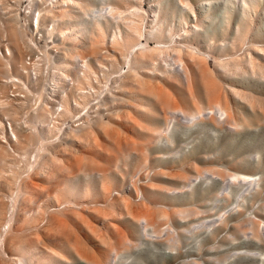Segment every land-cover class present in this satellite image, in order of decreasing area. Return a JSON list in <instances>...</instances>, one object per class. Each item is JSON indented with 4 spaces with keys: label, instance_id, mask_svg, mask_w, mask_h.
Instances as JSON below:
<instances>
[{
    "label": "rangeland",
    "instance_id": "obj_1",
    "mask_svg": "<svg viewBox=\"0 0 264 264\" xmlns=\"http://www.w3.org/2000/svg\"><path fill=\"white\" fill-rule=\"evenodd\" d=\"M12 1L14 0H0V44L9 41L7 31L4 30V18L14 14L19 19H16V27L23 38L25 37L26 43L29 41L28 51L24 52L23 57L27 54L33 57L35 54L33 70L29 71H38L41 77V84L37 83L35 88L30 85L35 91L26 85L25 78L21 80L24 87L22 91L28 93L27 109L34 107L33 93L39 90L40 85L47 86L49 82L52 84L50 79L58 75L57 71L53 70H57V64L64 61L68 49L77 48L74 50L76 51L80 48V52L85 50L83 55L89 56L88 61L95 74L89 79L93 81L90 80L98 96L90 95L91 101L96 103L102 97L107 102L112 98L110 102L113 101V106L110 102L106 103L112 106L110 110L124 109L126 111L123 114H127L122 117L123 120L120 119L121 123L118 121L119 124H106L109 127L113 125V128L115 126L114 130L119 131H115L119 137H115L113 142L111 138L104 137L106 134L101 132L103 129H98L101 131L90 134L93 135L91 139L90 136L87 137V145L84 142L82 145L78 144L70 138L55 136L57 138L52 139L50 146L44 147L51 151H44L40 150L42 146L38 143L36 130L35 133L31 132L35 134L38 142L33 139L28 150L13 156V171L10 169L6 172L11 174L10 177L13 175V185L10 178L11 188L8 185L4 187L5 181L0 177V196L3 197L0 201L3 199V217L6 216L5 219H0H3L0 222V234H12L17 222L14 217L21 213L19 211L24 207V199L27 198V204H31V207L27 205L28 208L25 206L24 210H29H22L21 214L26 220L23 221L26 223H18V232L21 231L22 236L23 233H29V238L23 236L28 239L22 237V244H27L31 239L30 233H40L51 216L64 218L69 224L65 236L57 243L39 236L40 247L48 254L45 264H113L115 260H122L127 264H264V0H15L16 4ZM31 8L35 15L42 10L45 13L55 10L54 14L58 15V10L66 9L63 14L60 11L61 16L58 17L65 15V19H61L63 23L61 20L58 22L57 18V22L47 21L46 24L50 25V35L44 36L41 31L36 33L33 29L30 30L32 27L26 24V15H29L26 13L31 12ZM88 8L97 10L98 15H91ZM68 13H71L70 16ZM34 17L36 20V16ZM75 23L78 30L73 31L74 36L71 35L70 38L68 35H59L61 28ZM36 34L43 36L35 39ZM72 38L74 41H70ZM80 43L85 45V48ZM117 44L120 47L122 45L129 56L127 62L121 59L117 52H114L115 60H111L107 55L109 52L113 54L108 48L117 47ZM91 45L98 46L94 48L96 52L93 54L90 53L93 48ZM149 48L161 52L159 62L158 59L156 62L166 73L164 70L161 77L151 73L152 77H147L146 80L142 75L138 78L150 83H147L148 86L154 83L151 89L155 94L152 95L153 92L149 88L148 91L151 92L147 94V89L145 91L139 87L144 92L139 90L138 93L135 92L138 88L134 89L133 93L131 92V95L134 94L132 99L117 93V85L121 82L119 80L128 73V69L132 70L128 59ZM183 52L198 56L201 61L205 60V63H201L202 69L195 68L192 73L181 65L177 55ZM2 53L0 49V65L6 63L1 60ZM86 57L84 56V59ZM53 65L57 69L53 68ZM148 66L145 65L147 71ZM7 70L9 74H0V82H7L9 85L11 78L8 75L12 70L10 71V67ZM62 70L60 72L63 73L70 69ZM133 70L137 72L136 69ZM69 72L72 74L73 71ZM68 77L70 87L73 74ZM114 78L118 80L116 83L113 82ZM23 81L26 84L23 85ZM60 83L62 82L59 81V87H55L62 91L63 84ZM8 85L6 89L4 86L0 89V121H3V124L7 117L2 112V102L11 89H19L12 83L9 88ZM112 88H115V92ZM67 92L71 103L72 94L69 90ZM61 93H65L64 90ZM115 94L121 96L123 103L125 98L134 102L137 110L130 106H117L115 101H118L113 98ZM90 97L87 96V99ZM97 97L99 100L95 99ZM32 103L33 105H30ZM216 103L218 106L215 114L226 120L222 126L204 123L205 121L199 118V114L205 118L208 106ZM138 106H152L157 113L154 116L145 115ZM174 111L192 118L193 125L189 126L193 130L192 133L181 142L175 135L176 138H169L171 145L155 146L157 139L163 140L165 137L160 135L156 138L157 131L164 127L159 113ZM106 112L105 109L99 111V115L96 112L98 117L93 113L95 117L91 115L92 121L101 118L108 123ZM69 121L71 119L66 120ZM170 125L176 130L175 123ZM117 139L123 146L118 147L120 144ZM88 140H92V143ZM122 140L131 145L126 146ZM181 143L183 147L178 146ZM124 145L129 147L128 151ZM54 146L58 154L53 153V162H56L54 165L57 166L49 165V169L58 168L60 162L62 167L59 166V171L62 168L63 172L71 171L69 174H62L58 173L56 168L52 169L49 175L43 171H38V174L34 167L40 159L47 157L49 152H54ZM60 146L63 149L66 147L72 154L64 151L67 153L61 156ZM121 147L126 152H123ZM135 149L140 153L134 151ZM175 173L179 175L175 176ZM59 174L62 176L59 177ZM170 174L174 177L171 178ZM45 175H48V180H44ZM28 179L36 181V186L33 184L29 195L23 188V182ZM229 198L232 202H228ZM146 208L154 214L151 219L134 216L139 210L144 211ZM35 209L42 210L39 212ZM132 209L137 213L132 215ZM70 210L76 211V215L69 216ZM16 249L17 251L11 249V259L4 258L0 252V264H18L19 261L27 264L24 254ZM11 250H7V253L10 254ZM35 264L40 263L35 260Z\"/></svg>",
    "mask_w": 264,
    "mask_h": 264
},
{
    "label": "bare ground",
    "instance_id": "obj_2",
    "mask_svg": "<svg viewBox=\"0 0 264 264\" xmlns=\"http://www.w3.org/2000/svg\"><path fill=\"white\" fill-rule=\"evenodd\" d=\"M33 1V0H32ZM54 1V0H53ZM62 1V0H61ZM70 1V0H69ZM5 2V1H4ZM7 2V1H6ZM9 2H10V0H9ZM13 3H15L16 4V1L14 0V1H12ZM42 2H44V1H42ZM61 3V2H60ZM65 3V2H64ZM71 3V2H70ZM69 3V4H70ZM5 4V3H4ZM3 4V5H4ZM10 4V3H9ZM8 4V5H9ZM31 4V3H30ZM45 4V3H44ZM58 4H59V2H58ZM62 4V3H61ZM68 4V5H69ZM73 4V3H72ZM18 5V4H17ZM32 5V4H31ZM35 5V4H34ZM11 6V5H10ZM42 6V5H41ZM59 6V5H58ZM57 6V7H58ZM32 8H33V6H31ZM88 7V6H87ZM11 8H12V6H11ZM14 8V7H13ZM12 8V9H13ZM32 8H31V10H32ZM36 7H34V9H35ZM59 8H61V7H59ZM5 9H6V7H5ZM69 9V8H68ZM89 9V13H91V15L92 14H97L98 15V11L97 10H94V9H90V8H88ZM7 10V9H6ZM9 10V9H8ZM14 10V9H13ZM37 10H39L38 8H37ZM37 10H36V12H37ZM57 10V9H56ZM15 11H16V9H15ZM54 12H55V10H53ZM52 11V13H49V12H46L45 13V11L43 12V10L41 11V12H39L38 11V14L37 15H35V12L32 10L31 12H29V13H26V14H29L28 16L26 15V24L28 25V26H31V27H27V28H31L30 30H32V29H35L36 31H41V33H43V35L45 36V35H50V30L48 29L49 27H48V25L46 24V23H48L49 22V20H50V22L49 23H51V22H54V21H56V18L58 19L57 21L59 22V20H61L62 18H64L65 19V15H62V17H60V18H58L59 17V15H60V13L62 12V14L64 13V11H66V9L64 10V11H61V10H58L59 11V14L58 15H56V14H54V12ZM57 11V12H58ZM61 11V12H60ZM32 12H34L33 14H32ZM43 12V13H42ZM16 13H17V11H16ZM56 13V12H55ZM25 14V13H24ZM69 14V16H70V14L71 13H68ZM34 16H36V20H35V17ZM61 16V15H60ZM16 16L13 14L12 16H8L7 18H4L5 19V21H4V25H5V27H6V29L4 28V30H6L5 32H6V34H7V37H8V40L9 41H7V42H5V43H3V44H0V49L2 50V56H3V59H1V60H3L4 62H6L5 64H3V65H0V74L2 73V74H4L5 72L7 73V72H9V70H7V69H9V67H10V71L12 70V72H11V74L10 75H8V77L9 78H11L10 80H11V82L10 83H12V85L13 86H17V87H19V89H17V90H14V89H11L10 90V94L9 95H4V96H6V99L2 102L3 103V111L2 112H4V116H6L4 119H5V122H4V124H3V121L1 122L0 121V177H2L3 179H4V181H5V185H4V187L5 186H7L8 185V187L10 186V188H11V179H12V185L14 184V181H13V175L10 177V175L9 174H7L9 171L8 170H12L13 171V169L11 168L12 166H13V164H14V158L15 157H13V156H16L17 154L19 155V154H21L22 152L24 153V151H26V149L28 148V146L31 144V142H33V139L34 140H36V137H34L35 136V130H36V132L38 133V135L37 136H39V138L36 140L38 143H40V145L43 147H41V149L40 150H43L44 149V151H49L48 149H45L44 147H46V146H50V144H51V142H52V139L55 137V136H60V137H62L63 139H67V138H70L71 139V141H74V142H78V144L80 143L81 145H82V142H84L85 143V141L88 139L87 137L88 136H90V139H91V136H93V135H90V134H92V132L93 133H95V131L97 132V130L98 129H103V131H101V130H98L99 132L101 131V132H104L105 134H106V136H104V137H108V138H111L112 139V142H113V140L114 139H116L115 137H119V135H117L116 136V132L115 131H117V132H119L118 130H114V128H115V126H114V128L112 127L113 125H111V127H109V126H107L108 124H109V122H111L112 124L113 123H116V124H119V122L121 123L122 121H120V119H122V117L125 115L126 116V114H123V113H125V111L126 110H124V109H120L119 110V108H117V110L115 109V108H113V109H115L114 111H113V109L112 110H110L111 108H112V106H113V101L112 102H110L111 100H112V96H110V98H111V100L109 101V99L108 98H106V99H108L107 100V102H105L104 101V99L102 98V97H100L101 98V100L100 101H98V102H96V103H94L93 101H91V97H90V95H97L98 94V92L96 91V90H94V85H93V83H91V79H89L90 77L92 78V74H94V72L92 71V69H93V67L91 66V64H90V62L88 61L89 60V56L88 57H86V54H84L83 55V53H85L84 51L83 52H80L79 51V49L78 50H76V51H74L75 49H77V48H75L74 50L73 49H68L67 51V53L65 54V59H64V61H62L61 63H59V64H57L58 66V69H60V71L62 70V71H64L65 69H70L69 71H73L72 72V74H73V77H71V86L69 87V83L67 82L68 81V76L69 75H72L71 74V72H69V71H67V70H65V72H60L58 69H57V67L56 66H54L53 65V68H56L57 70H53V72L55 71H57V73L56 74H58V75H56V76H53V78L52 79H50V80H52V84H51V82H49V84H47V86H45V85H40L41 87L39 88V90H37L38 88H36V90H37V92L36 93H33V95L35 96V98H34V100H33V103H34V107L32 106H30L29 107V109H27V105H29L28 104V101L27 100H29L28 98H27V94L28 93H26V91H22V88H24L23 86H22V79H24L25 78V80H26V83L23 81V85H24V83L27 85V86H29L30 87V85L32 86H34V88L36 87L35 85H37V83H39V82H41L40 80H39V78L41 79V77H39L40 75V73L38 74L37 72L38 71H36L35 73H33V72H31V71H29V70H27L26 68H25V66H24V62H23V59L22 58H24L23 57V55H24V52L28 49V47H29V41H27L28 43H26V40H24V38H23V36L21 35V32L19 31V29L16 27V19H18L17 17L15 18ZM72 17V16H71ZM70 17V18H71ZM73 17H76V16H73ZM67 19V18H66ZM72 19V18H71ZM75 19V18H74ZM79 19V18H78ZM19 20V19H18ZM76 20V19H75ZM48 21V22H47ZM56 21V22H57ZM62 21V20H61ZM77 21V20H76ZM18 22V21H17ZM72 22V21H71ZM75 22V21H74ZM62 23H63V21H62ZM66 23V22H65ZM94 23V22H93ZM3 24V23H2ZM18 24H19V22H18ZM54 24V23H53ZM58 24V23H57ZM68 24V23H67ZM95 24H97V23H95ZM3 25V26H4ZM33 25H34V27H33ZM66 25V24H65ZM69 25H71V24H69ZM77 24L75 23V24H72L71 26H67V27H64V28H61V29H59V30H61V32L59 33V35L60 36H63V35H68V37H70L71 35H73L74 33H73V31H77L78 29H77V26H76ZM23 26V25H22ZM50 26V25H49ZM53 26V25H52ZM60 26H61V23H60ZM94 26H96V25H94ZM95 28V27H94ZM3 31V30H2ZM135 32V31H134ZM37 33V32H36ZM52 33V32H51ZM82 33V32H81ZM126 33H128V32H126ZM70 34V35H69ZM42 35V36H43ZM55 35H56V33H55ZM54 35V36H55ZM77 35V34H76ZM126 35V34H125ZM39 36H41V35H39ZM57 36V35H56ZM59 36V37H60ZM74 36V35H73ZM79 36V35H78ZM37 36H35V38H36ZM58 37V36H57ZM2 38H4V37H2ZM56 38V37H55ZM62 38V37H61ZM67 38V37H66ZM71 38V37H70ZM77 38V37H76ZM75 38V39H76ZM124 38V37H123ZM33 39H34V37H33ZM56 39H58V38H56ZM69 39V38H68ZM74 38H72L70 41H72ZM127 39V38H126ZM125 39V40H126ZM141 39V38H140ZM62 40H64V39H62ZM116 40V39H115ZM128 40V39H127ZM64 41H66V40H64ZM69 41V40H68ZM74 41V40H73ZM129 41H130V39H129ZM33 42V41H32ZM116 42V41H115ZM114 42V43H115ZM126 42V41H125ZM71 43V42H70ZM117 43V42H116ZM129 43V42H128ZM132 43V42H131ZM96 45H98L97 43H95ZM95 44H93V45H95ZM80 45H81V43H80ZM79 45V46H80ZM83 45V44H82ZM81 45V46H82ZM115 45V44H114ZM118 45V44H117ZM121 45V44H120ZM134 45H136L135 43H134ZM155 45V44H154ZM221 45V44H220ZM80 46V47H81ZM92 46V45H91ZM31 47V46H30ZM82 47H84L85 48V45H83ZM81 47V48H82ZM93 48H91L90 49V53L92 52V54L94 53V52H96L95 50H94V48H97L96 46L94 47V46H92ZM110 47H111V44H110ZM148 47V46H147ZM34 48V47H33ZM87 48H89L88 46H87ZM86 48V49H87ZM116 48L118 49L117 51H116ZM143 48V47H142ZM29 49H31V48H29ZM109 50H111L112 52H113V54L111 53L110 54V52H109V54H107L106 52V54L111 58V60H115V56H114V52H117V54L118 55H120L121 56V59H123V60H125V62H127L126 60H127V58H129V56L126 54V51H124L125 49H124V47H122V45H121V47L118 45L117 47H112V49H110V48H108ZM113 49H115V50H113ZM88 50V49H87ZM86 50V52H88ZM94 50V51H93ZM141 50V49H140ZM143 50V49H142ZM28 51V50H27ZM31 51V50H30ZM29 51V52H30ZM131 51H132V49H131ZM137 51H139V49L137 50ZM189 52V51H188ZM187 52V53H188ZM215 52V51H214ZM89 52H88V55H90L91 56V54H90ZM160 51H158V49H157V51L155 50V49H151V48H149V49H146V51L145 52H140L139 54H137L136 56H134V57H132V59H128V62H131V65H132V67H130L132 70H130V69H128L129 71H128V73H123V75L124 76H122V78H121V80H119V81H121V82H119V84L117 85L118 86V90H116V92L117 93H119V94H121V95H125V96H128L127 98H129V99H132V97L134 96V94L133 95H131V92L133 93V90L134 89H137L138 87L139 88H144V90L146 91V89H147V94L149 93V92H153L154 90H152L151 89V86L154 84H152L151 86H148L150 83H148V82H146V81H144V80H139V76L140 75H142V76H145V78L144 77H142L143 79H145L146 80V78L147 77H152L151 76V73L152 74H154L155 76H163V73H164V70H162V67H161V69H160V67H159V63H157V62H159V56H161L160 55ZM184 53V54H183ZM182 54H179V55H177V60L180 62V64L181 65H183V66H185L186 67V69H188L190 72H194V70H195V68L197 69L198 67H199V69H202V65H201V63L203 62V61H205V60H203V61H201L200 60V58L198 57V56H195V55H191V53H189V54H187L186 52H183ZM186 53V54H185ZM98 54H100V53H98ZM128 54H130V52L128 53ZM106 55V56H107ZM116 55V54H115ZM117 55V56H118ZM84 56L86 57V59H84ZM96 56V55H95ZM102 56V55H101ZM108 56H107V59H108ZM119 56V57H120ZM128 56V57H127ZM48 57V56H47ZM60 58H62V57H60ZM131 58V57H130ZM92 59V58H91ZM101 59V58H100ZM99 59V60H100ZM157 59H158V61H157ZM201 59H202V57H201ZM41 60V59H40ZM93 60H95L96 61V59H93ZM44 61V60H43ZM47 61V60H46ZM50 61V60H49ZM91 61V60H90ZM107 61V60H106ZM157 61V62H156ZM59 62V61H58ZM96 62H98V60L96 61ZM111 62V61H110ZM117 62V61H116ZM124 62V63H125ZM53 63V62H52ZM95 63V62H94ZM119 63V62H118ZM117 63V64H118ZM203 63H205V62H203ZM0 64H1V62H0ZM34 63H32V67H34V65H33ZM37 64V63H36ZM104 64V63H103ZM113 64H114V62H113ZM7 65H9V67L7 66ZM56 65V64H55ZM98 65V64H97ZM145 65H149L147 68H149V70L147 71V70H145L146 69V67H145ZM161 65V64H160ZM7 66V67H6ZM99 66H101L100 65V63H99ZM129 66H130V64H129ZM92 67V68H91ZM51 68H52V66H51ZM144 68V69H143ZM30 69H32V68H30ZM103 70H104V68H102ZM106 69V68H105ZM120 69H122V68H120ZM133 69H136L137 70V72L136 71H134ZM198 69V70H199ZM33 70V69H32ZM38 70V69H37ZM40 70V69H39ZM101 70V69H100ZM108 70V69H107ZM152 70V71H151ZM59 71V72H58ZM102 71V70H101ZM127 71V70H126ZM184 71V70H183ZM201 71V70H200ZM200 71H198V72H200ZM52 72V71H51ZM102 72H104V71H102ZM168 72V71H167ZM202 72V71H201ZM43 73V72H42ZM41 73V74H42ZM100 73V72H99ZM137 73L139 74L138 76H137ZM165 73H166V70H165ZM7 74H9V73H7ZM52 74V73H51ZM106 74V73H105ZM104 74V75H105ZM109 74H110V72H109ZM118 75H120L119 73H117ZM117 75V76H118ZM122 75V74H121ZM153 75V78L155 77ZM167 74H165V76H166ZM169 75V74H168ZM202 75V74H201ZM94 76H95V74H94ZM108 76V75H107ZM5 77H6V75H5ZM114 77V76H113ZM119 78H120V76H118ZM117 77V78H118ZM44 78V77H43ZM46 78V77H45ZM96 78V77H95ZM95 78H93V79H95ZM99 78H101V77H99ZM98 77H97V79H99ZM118 78V79H119ZM102 79V78H101ZM101 79H100V81H101ZM106 79V78H105ZM115 79V81H113L114 83H116L118 80H116V78H114ZM9 80V81H10ZM70 80V79H69ZM91 80V81H90ZM96 80V79H95ZM164 80V79H163ZM167 80V79H166ZM165 80V81H166ZM8 81V82H9ZM59 81H61L62 83H60V85L61 84H63L62 85V91H59V89H56V87L55 86H57V87H59ZM97 81H99V80H97ZM97 81L95 82V84L97 83ZM148 81H149V79H148ZM159 81V80H158ZM169 81V80H168ZM93 82V81H92ZM102 82V81H101ZM101 82H99L100 84H101ZM150 82V81H149ZM151 82H152V80H151ZM10 83H9V85H10ZM84 83V84H83ZM120 83H121V85H120ZM147 83H148V85H147ZM39 84H41V83H39ZM39 84H38V87H39ZM81 84H83V85H81ZM91 84V85H90ZM6 85V86H5ZM7 82H5V84H2V82H0V89L3 87L4 89H6L5 87H7ZM8 85V88L9 87H11V85L9 86ZM85 85V86H84ZM113 85V84H112ZM22 86V87H21ZM27 86H26V88H27ZM83 86V87H82ZM114 87H115V85H113ZM64 87V88H63ZM136 87V88H135ZM155 87V86H154ZM2 88V89H3ZM25 88V89H26ZM31 88V87H30ZM29 88V89H30ZM87 88V89H86ZM138 88V90H135V92L137 91H139V92H144V90H142V89H139ZM151 89V91H148L149 89ZM32 90H33V87L31 88ZM60 89H61V87H60ZM99 89V88H98ZM110 89V88H109ZM113 89V88H112ZM115 89V88H114ZM113 89V90H114ZM117 89V88H116ZM159 89H160V87H159ZM30 90L31 92H33V91H35V90ZM63 90H64V92L65 93H61V92H63ZM70 91L71 93L70 94H72V102L70 103V100H69V98H68V92L67 91ZM90 90V91H89ZM142 90V91H141ZM3 90H1V92H2ZM7 91H8V89H7ZM57 91V92H56ZM156 91V90H155ZM5 92V91H4ZM114 92H115V90H114ZM138 92V93H139ZM8 93V92H7ZM109 93V92H108ZM110 93H111V89H110ZM116 93V94H117ZM141 93V94H142ZM116 94H115V97H113V98H115V100H117L118 102H116L115 100V104H117V106H119L120 108H122V106H130V108H132L133 110L136 108V110H137V107L134 105V102L132 103L130 100H127L126 98V100L125 99H123L125 102L123 103V101H122V98H121V96H116ZM146 94V93H145ZM153 94H155L154 92L152 93V95ZM3 96V95H2ZM33 96V97H34ZM87 96H89L90 98H88L87 99ZM98 96V95H97ZM100 96V95H99ZM107 96H109L108 94H107ZM114 96V95H113ZM136 96V95H135ZM141 96V95H140ZM29 97V96H28ZM93 97V96H92ZM123 97V96H122ZM2 98H4V97H2ZM99 97H97V98H95V99H98ZM137 98H138V96H137ZM103 99V100H102ZM99 100V99H98ZM139 100V99H138ZM120 101V102H119ZM122 101V102H121ZM140 101V100H139ZM27 102V103H26ZM108 102H110L109 104L111 105L112 104V106L110 107V106H108V105H106V103L108 104ZM131 102V103H130ZM33 103L32 104H30V105H33ZM92 103H94V104H92ZM142 103V102H141ZM116 106V107H117ZM216 106H218L217 105V103L216 104H211L210 106H208V110H207V114H206V117L204 118V116L202 115V114H199V118L201 119V120H204V121H202V122H204V123H211L212 125H217V126H222V125H224L225 123H226V120L225 119H220V117L218 116V114H215V111H216ZM26 107V108H25ZM25 108V109H24ZM162 108V107H161ZM23 109V110H22ZM27 109V110H26ZM102 109H105L107 112L105 113L106 114V116L105 117H107V119H108V123H105L107 120H104V121H102V119L100 118V119H98L97 117V113L96 112H98V115H99V111H101ZM126 109V108H125ZM138 109H140V110H142V112L145 114V115H156V113H157V111L154 109V107H152V106H145V107H141V108H139V106H138ZM24 110H26V112L24 111ZM81 110H85L84 112H85V114H84V112H81ZM22 111H24V112H22ZM22 112V113H21ZM142 112H141V114H142ZM20 113H21V115H20ZM96 113V118L97 119H95V120H93L92 121V119H91V115L92 116H94V114ZM119 113L121 114V117L119 118ZM101 114V113H100ZM104 114V115H105ZM101 116V115H100ZM159 116H160V120L162 121V126H164L161 130H158L157 131V135H156V138H158L160 135L162 136H165V137H163L164 139L163 140H159V139H157L156 140V144L157 145H155V146H159V147H163V146H166V145H171L172 144V142L171 141H169V138L170 137H173V138H179L180 140V142L182 141V140H185V139H187V138H189V136H190V134L192 133V129L191 128H189V126H192L193 125V120H192V118H188V117H186V116H184L183 114H181L179 111H174V112H172V113H165V112H160L159 113ZM95 117V116H94ZM128 118H129V116H127ZM145 117V116H144ZM93 118V117H92ZM126 117H124V119H125ZM68 119H71V121H69V122H66V120H68ZM123 120V119H122ZM63 121V122H62ZM92 121V122H91ZM119 121V122H118ZM131 121V120H130ZM194 121H195V119H194ZM66 122V123H65ZM127 122V121H126ZM89 123H91V124H89ZM131 123V122H130ZM170 123H175V129L176 130H173L172 128H171V125H170ZM107 124V125H106ZM132 125V124H131ZM107 127H109V128H107ZM129 127V126H128ZM27 128H28V130H27ZM181 128V129H180ZM196 129H198V128H196ZM191 130V131H190ZM194 130H195V128H194ZM34 131V135L31 133V132H33ZM30 132V133H29ZM200 132H202V131H200ZM103 133V134H104ZM202 133H204V132H202ZM96 134V133H95ZM101 134V133H100ZM103 134H102V136H103ZM104 134V135H105ZM32 135V136H31ZM99 135V134H98ZM175 135H176V137H175ZM100 136V135H99ZM59 137V139H61ZM97 137V136H96ZM117 137V138H118ZM55 138H57V137H55ZM125 139V138H124ZM109 140V139H108ZM119 139H117V141H118ZM126 140H127V138H126ZM166 140V141H165ZM61 141V140H60ZM68 141V140H67ZM88 141H90V140H88ZM92 141V140H91ZM90 141V142H91ZM117 141H116V145L119 143L120 144V142L118 141V143H117ZM57 142V141H56ZM90 142H88V145H90ZM111 142V141H110ZM122 142H123V140H122ZM127 142H129V140H127ZM127 142L126 141H124L123 143L127 146H129V145H131V144H127ZM131 142H132V140H131ZM92 143V142H91ZM130 143V142H129ZM37 144V143H36ZM66 144V143H65ZM86 145H87V143H85ZM96 144H97V142H96ZM112 144V143H111ZM133 145H135L134 143H132ZM54 145V144H53ZM60 145V144H59ZM59 145H57V146H59ZM80 145V146H81ZM123 146V144H120L118 147H120V146ZM124 145V147L126 148V151H128L129 149H127V148H129V147H126ZM34 146V145H33ZM73 146V145H72ZM77 146V145H76ZM93 146L95 147V143H93ZM149 146V145H148ZM150 146H151V144H150ZM149 146V147H150ZM154 146V145H153ZM179 147H183V144L181 143V144H179L178 145ZM38 147V146H37ZM61 147V146H60ZM70 147V146H69ZM123 147V148H124ZM35 148H36V145H35ZM96 148V147H95ZM105 148V147H104ZM167 148V147H166ZM31 149V148H30ZM58 149V148H57ZM61 149H62V151L61 152H59V154L61 155V156H65V154L67 153V152H69L70 150H67L66 149V147L63 149L62 147H61ZM93 149V148H92ZM91 149V150H92ZM120 149H122V147L120 148ZM131 149V148H130ZM134 149V148H133ZM28 150V149H27ZM34 150V149H33ZM52 150H54V152L52 151V154H50V152H49V155L47 156V157H45V158H43V159H40V161L37 163V165L34 167V169L36 170V172L38 173V171H40V172H44V174H48L49 175V173L51 172V170L53 169V168H51L50 167V169H49V165L50 166H52V167H54V166H57V165H54V163H56V162H53L54 161V159H55V157H54V154L53 153H57L56 152V149H55V146H54V148L52 147ZM123 150V152H126L124 149H122ZM122 150L120 151V152H122ZM132 150V149H131ZM143 150V149H142ZM36 151V150H35ZM51 151V150H50ZM59 151V150H58ZM64 151H67L66 153L64 152ZM71 151H73V150H71ZM133 151V150H132ZM134 151H136V152H138V154L140 153V151H137L136 149L134 150ZM11 152V153H10ZM30 152V151H29ZM144 152V151H143ZM22 153V154H23ZM42 153H43V151H42ZM69 153H71L72 154V152H69ZM68 153V154H69ZM45 154V153H44ZM58 154V153H57ZM63 154V155H62ZM76 154V153H75ZM122 154V153H121ZM25 155V154H24ZM59 155V156H60ZM26 156V155H25ZM45 156V155H44ZM53 156V157H52ZM56 156V155H55ZM58 156V157H59ZM68 156V155H67ZM74 156V155H73ZM77 156V155H76ZM136 156V155H135ZM41 157V156H40ZM43 157V156H42ZM69 157H71V156H69ZM54 158V159H53ZM57 158V157H56ZM64 158V157H63ZM72 158H76V157H72ZM129 158V157H128ZM136 158V157H135ZM24 159V158H23ZM58 159V158H57ZM66 159V158H65ZM67 159H70V158H67ZM61 160V159H60ZM72 160V159H71ZM139 160V159H138ZM49 161L51 162H53V164L51 165V163H49ZM56 161V160H55ZM76 161V160H75ZM59 162V161H58ZM63 162V161H62ZM65 162V161H64ZM74 162V161H73ZM16 163V162H15ZM136 163H138V162H136ZM57 164V163H56ZM59 164V166H61L60 165V162L58 163ZM68 164V163H67ZM15 165V164H14ZM33 165V164H32ZM54 165V166H53ZM70 165H72V162H71V164ZM20 166V165H19ZM58 166V168H57V170L58 169H60V167ZM64 166V165H63ZM76 166H77V169L79 168L78 167V164H76ZM31 167V166H30ZM62 167V166H61ZM32 168V167H31ZM56 168H54L53 170H55ZM63 169V168H62ZM62 169L58 172V173H66V174H69L68 172L69 171H71V170H68V172L66 171V170H64V172L62 171ZM74 169H76V168H74ZM80 169H81V167H80ZM79 169V170H80ZM66 171V172H65ZM75 171V170H74ZM7 172V173H6ZM11 172V171H10ZM42 172V173H43ZM55 172V171H54ZM85 172V171H84ZM103 172V171H102ZM101 172V173H102ZM13 173V172H12ZM14 173H15V171H14ZM56 173V172H55ZM39 174V173H38ZM38 174H37V176H38ZM71 174V173H70ZM76 174V173H75ZM36 175V174H35ZM47 175V176H48ZM52 175H53V173H52ZM79 175V174H78ZM84 175V174H83ZM171 175V174H170ZM169 175V176H170ZM173 175V174H172ZM170 176L171 178H173L174 176ZM176 175H179L178 173L176 174L175 173V176ZM14 176H15V174H14ZM33 176V175H32ZM47 176L45 175V176H43V178H44V180L45 179H49V178H47ZM54 176V175H53ZM56 176V175H55ZM60 176H62V175H60L59 174V177ZM34 177V176H33ZM39 177V176H38ZM41 177V176H40ZM46 177V178H45ZM51 177V176H50ZM11 178V179H10ZM15 178V177H14ZM10 179V180H9ZM34 179V178H33ZM3 181V182H4ZM1 182V181H0ZM35 182L36 181H34V180H32V179H28V181H25V182H23L24 184H23V188H24V190H27L26 191V193L28 194V193H30V190H32V186H33V184L35 185ZM48 182V181H47ZM55 182V181H54ZM100 184V183H99ZM39 185V183H37V186ZM36 186V185H35ZM41 186V185H40ZM39 186V187H40ZM21 187H22V185H21ZM57 187H59V186H57ZM62 187V186H61ZM19 188H20V186H19ZM37 188V187H36ZM41 188V187H40ZM53 187H51V189H52ZM16 190V189H15ZM23 190V189H22ZM34 190V189H33ZM54 190L56 191V189H55V187H54ZM54 190H52L53 192H55ZM183 190V189H182ZM36 191V190H35ZM187 191V190H186ZM41 192V191H40ZM49 192V191H48ZM47 192V193H48ZM109 192V191H108ZM24 193H25V191H24ZM44 193V192H43ZM50 193H51V191H50ZM49 193V194H50ZM76 194V193H75ZM74 194V195H75ZM77 194H78V192H77ZM29 195V194H28ZM27 195V196H28ZM31 195V194H30ZM53 195V194H52ZM26 196V197H27ZM36 197V196H35ZM46 197V196H45ZM0 198H3L2 196H0ZM33 198V197H32ZM39 198V197H38ZM43 198V197H42ZM14 199V198H13ZM27 199V198H26ZM26 199H24V201L26 202H24L23 203V200H22V203L23 204H25V205H23L24 207L22 208V210H24V208L26 209V207L25 206H27V205H29V204H27V203H29V201L27 200L26 201ZM28 199H30V197L28 198ZM3 200V199H2ZM2 200L0 201V219H1V217H3V211L5 210V208H3V205H4V207H5V204H2L1 202H2ZM32 200V199H31ZM33 200H35V199H33ZM37 200V199H36ZM38 201V200H37ZM122 201V200H121ZM232 202V199H228V202ZM5 202V201H4ZM3 202V203H4ZM31 202V201H30ZM6 203V202H5ZM21 203V202H20ZM19 203V204H20ZM35 204V203H34ZM10 205V204H9ZM31 205V204H30ZM29 205V207H31ZM113 205V204H112ZM133 205V204H132ZM19 206V205H18ZM33 206V205H32ZM34 206H36V205H34ZM38 206H39V203H38ZM37 206V207H38ZM135 206V205H134ZM40 207V206H39ZM38 207V208H39ZM111 207V206H110ZM126 207V206H125ZM136 207V206H135ZM9 208V207H8ZM11 208V207H10ZM19 208H21V205H20V207ZM27 208H28V206H27ZM128 208V207H127ZM126 208V209H127ZM139 208V207H138ZM141 208V207H140ZM139 208V209H140ZM4 209V210H3ZM12 209V208H11ZM97 209V208H96ZM142 209V208H141ZM9 210V209H8ZM20 210V209H19ZM22 210L21 211H19V212H21L22 213ZM29 210V209H28ZM28 210H24V211H28ZM35 210H39V212H40V210H42V209H35ZM89 210V209H88ZM131 210V209H130ZM132 210H134V209H132ZM23 211V212H24ZM71 212H68V214H69V216H74V215H76V211L75 212H73L72 210H70ZM98 211H99V209H98ZM104 211V210H103ZM136 211H138V210H136ZM6 212V211H5ZM10 212H11V210H10ZM42 212V211H41ZM100 212H101V210H100ZM18 213V212H17ZM21 213H18V215L16 214L15 215V217L17 216V218H15L14 217V219L16 220L17 219V222H15L16 223V226L13 228V232H11L12 234L10 235L9 233V235L7 236L6 234H4V233H1L0 234V252H1V255L5 258H9V259H11V258H13V256L11 255V253H12V250H15V251H17V249L16 248H18V251L19 252H22L23 254H24V256H25V258H26V261H27V264H35V260H37L40 264H45V262L47 261V259H48V254H46L45 253V250L43 249L42 250V248L40 247V243H39V236H41L42 238H45L47 241H49V242H52V243H57V242H59L60 241V239L63 237V236H65V234H66V231H67V229H68V226H69V224H68V222H67V220L66 219H64V218H61V217H58V216H51V217H49L48 219H47V221H46V224H45V226L43 227V229L40 231V233H36V232H34V233H30V238L31 239H29V241L27 242V244H22V237L23 236H27L28 237V234L29 233H27V234H24L23 233V236H22V233H21V229L19 230L20 231V233H21V235H19L20 233L18 232V226L20 225V224H18L19 222L21 223L23 220H25V217H24V215L23 214H21ZM29 213V212H28ZM31 213V212H30ZM110 213V212H109ZM108 213V214H109ZM132 213V212H131ZM137 212H135V210H134V212L132 213V215L133 214H136ZM80 215H82L81 213H80ZM87 215V214H86ZM153 212L151 211V210H147V208L144 210V211H140L139 210V213H137L136 215H134L135 217H146V219H151V217H153ZM156 215V214H155ZM6 218V216L5 217H3V219H5ZM2 219V220H3ZM1 220V221H2ZM0 221V222H1ZM26 221V220H25ZM25 221H23L22 222V224L25 222ZM26 223V222H25ZM4 224V223H3ZM6 224V223H5ZM1 226H2V223H1ZM3 228V227H2ZM33 234H35V236H32ZM25 236V237H26ZM25 237H23V239L25 238ZM29 238V237H28ZM28 238H25V240L26 239H28ZM51 248V247H50ZM11 250L10 251V254H8L7 253V250ZM2 262V261H1ZM2 264V263H1ZM8 264V263H7ZM18 264H22V262L21 261H19V263ZM113 264H127V263H125V261H122V260H115L114 262H113ZM129 264H131V263H129Z\"/></svg>",
    "mask_w": 264,
    "mask_h": 264
},
{
    "label": "built area",
    "instance_id": "obj_3",
    "mask_svg": "<svg viewBox=\"0 0 264 264\" xmlns=\"http://www.w3.org/2000/svg\"><path fill=\"white\" fill-rule=\"evenodd\" d=\"M49 26V25H48ZM34 27V25H33ZM34 31H36L35 29H33ZM37 32V31H36ZM40 34H36V38L35 39H39L40 37L42 36H39ZM35 59V54L34 56L32 57L30 54H27L26 56H24L23 58V62H24V66L27 70H30V68H32L31 66V63H33V60ZM32 72V71H31ZM68 81H69V78H68ZM87 89V88H86ZM85 110H81V112H84ZM85 114V112H84Z\"/></svg>",
    "mask_w": 264,
    "mask_h": 264
}]
</instances>
